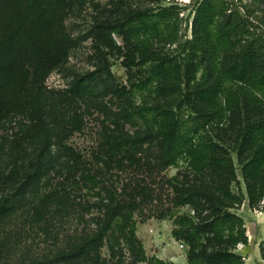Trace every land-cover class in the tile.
<instances>
[{
	"label": "trees",
	"instance_id": "trees-1",
	"mask_svg": "<svg viewBox=\"0 0 264 264\" xmlns=\"http://www.w3.org/2000/svg\"><path fill=\"white\" fill-rule=\"evenodd\" d=\"M151 1L154 6L133 9L120 23L103 26L95 42L99 53L104 47L119 48L116 34L126 48L128 85L117 81L106 60L103 69L120 101L113 123L129 124L135 131L110 134L108 150L130 160L144 152L162 167L186 161L205 189L181 187L176 205L197 211L196 195H200L213 211L208 219L190 212L176 215L172 235L189 248L185 264H246L235 251L238 244L248 243L246 224L233 209L243 205L246 195L253 209L264 202V0H195L185 19L188 31L192 18L190 37L183 31L184 6L175 0L170 5ZM42 4V0H26L22 11L39 24L34 8ZM21 32V26L0 16V108L11 101L42 122L30 136L38 139L29 165L35 170L29 176L35 178L36 171L46 170V175L51 170L48 164L53 162L46 161L45 154L57 140L41 126L46 98L37 94L25 103L21 73L27 71L16 55L25 51L18 44ZM55 49L62 54L64 45L58 43ZM87 78L91 81L96 75ZM103 88L95 85L90 93L99 94ZM106 219L96 233L80 238V252L75 254L81 256L104 240L114 249L112 237L117 231L133 252L130 264H164L146 255L132 210L114 205ZM261 249L264 254V244ZM78 256L63 250L56 261Z\"/></svg>",
	"mask_w": 264,
	"mask_h": 264
},
{
	"label": "rangeland",
	"instance_id": "rangeland-1",
	"mask_svg": "<svg viewBox=\"0 0 264 264\" xmlns=\"http://www.w3.org/2000/svg\"><path fill=\"white\" fill-rule=\"evenodd\" d=\"M25 1L0 0V16L22 27L18 44L25 51L16 55L27 71L21 73L25 103L37 94L46 98L41 126L53 133L57 143L45 154L46 161L53 162L48 164L51 170L46 175V170H38L31 178L29 174L35 170L30 163L38 139L30 136L42 122L11 101L0 108V264H130L133 252L117 231L116 237L112 235L114 249L104 240L81 256L75 254L80 252V238L101 229L114 205L132 210L137 236L149 258L185 264L189 248L172 235L176 215L190 212L208 219L213 207L200 195H196L197 211L190 205L177 206L176 199L181 187L199 191L205 189L203 182L183 160L162 167L158 160L144 157V152L137 160L109 152L110 134L135 131L129 124L113 123L120 101L112 94L103 69L106 60L117 81L128 85L123 64L126 48L116 34L113 37L119 48L104 47V53H99L95 47L103 26L120 23L133 9L155 3L42 0L34 8L40 20L37 24L22 11ZM175 1L185 7L183 31L190 37L192 18L188 31L185 19L192 14L195 0ZM173 2L163 0L164 5ZM58 43L64 45L62 54L55 49ZM90 74L96 78L89 81ZM95 85L104 87L99 94L90 93ZM233 211L244 218L248 235V243L238 244L235 251L246 264H264V202L253 209L246 195L243 205ZM63 250L78 257L57 262Z\"/></svg>",
	"mask_w": 264,
	"mask_h": 264
},
{
	"label": "built area",
	"instance_id": "built-area-1",
	"mask_svg": "<svg viewBox=\"0 0 264 264\" xmlns=\"http://www.w3.org/2000/svg\"><path fill=\"white\" fill-rule=\"evenodd\" d=\"M181 247H184V244H181Z\"/></svg>",
	"mask_w": 264,
	"mask_h": 264
}]
</instances>
